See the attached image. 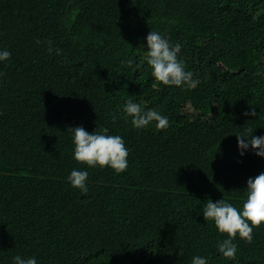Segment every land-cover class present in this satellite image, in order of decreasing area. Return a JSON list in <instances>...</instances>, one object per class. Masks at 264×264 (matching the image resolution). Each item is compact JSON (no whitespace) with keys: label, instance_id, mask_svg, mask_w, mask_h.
<instances>
[{"label":"trees","instance_id":"1","mask_svg":"<svg viewBox=\"0 0 264 264\" xmlns=\"http://www.w3.org/2000/svg\"><path fill=\"white\" fill-rule=\"evenodd\" d=\"M150 31L182 45L196 88H153ZM5 49L0 264L16 255L37 264H191L197 255L264 264V224L250 244L237 236L228 260L217 250L226 234L202 213L207 200L242 209L248 178L264 172V158L239 155L236 137L248 128L264 136V0H0ZM129 99L170 127L133 128L122 111ZM77 126L122 137L127 170L74 160L68 129ZM73 169L88 172L87 194L68 181Z\"/></svg>","mask_w":264,"mask_h":264},{"label":"clouds","instance_id":"2","mask_svg":"<svg viewBox=\"0 0 264 264\" xmlns=\"http://www.w3.org/2000/svg\"><path fill=\"white\" fill-rule=\"evenodd\" d=\"M40 43V41H37ZM49 51H52L51 42ZM146 50L144 59L148 65V72L151 80H154L153 88L160 89V85L182 87L194 89L200 81L194 79L191 71L185 70L184 62L178 59L182 45L177 43L172 45L169 40L162 37L155 31H150L146 36ZM57 55L62 54V50H56ZM8 50H0V62L10 58ZM131 66L133 61L126 62ZM139 67V65H138ZM2 75V73H0ZM123 116L135 129H144L150 123L155 122L157 130H167L170 121L167 116L162 115L156 109H145L141 104L127 100L123 106ZM245 116H256L254 110L244 113ZM119 117L114 113L112 122L115 123ZM72 133L74 145L73 159L88 167H100L101 169L110 167L116 174L127 170L128 149L124 145L122 137L118 135H108V129L103 128L94 133H88L82 126L68 129ZM253 130L248 128L244 134L237 135V147L239 155L243 157L245 152L252 150L258 157L264 158V136H253ZM87 171L73 169L68 176V181L73 188L79 189L82 193H88L86 180ZM246 195L243 200L242 209L238 210L233 204L224 199L216 202L207 200L202 209L203 218L206 221L214 222L217 231L226 234L227 238L220 241L217 250L224 258L235 260L237 244L234 240L237 236L245 243H252L253 230L260 228L264 224V172L255 178H248L246 182ZM13 264H37L34 257L23 258L16 255ZM242 263V262H241ZM191 264H207V259L201 256H194Z\"/></svg>","mask_w":264,"mask_h":264}]
</instances>
